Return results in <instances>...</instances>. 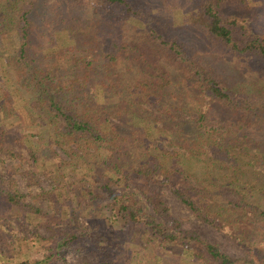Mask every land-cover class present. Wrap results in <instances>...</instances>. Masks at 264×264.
<instances>
[{"label": "trees", "instance_id": "trees-1", "mask_svg": "<svg viewBox=\"0 0 264 264\" xmlns=\"http://www.w3.org/2000/svg\"><path fill=\"white\" fill-rule=\"evenodd\" d=\"M182 1L180 20L162 21L145 10L163 0H0V80L8 81L0 87V155L17 160L6 181L0 176V212L43 218L55 238L44 259L24 264H64L56 254L66 247L112 264L107 254L124 239L75 216L74 228H51L47 210L11 179H32L37 165L54 184L32 198L58 204L71 199L70 186L80 188L90 217L98 220L104 203L139 246L148 243L151 258L169 246L196 264H264V0ZM77 40L87 43L81 54ZM24 95L41 152L27 134H10ZM129 183L142 196L125 190ZM148 185L164 187L245 256L182 228ZM60 206H49L50 215Z\"/></svg>", "mask_w": 264, "mask_h": 264}, {"label": "rangeland", "instance_id": "rangeland-1", "mask_svg": "<svg viewBox=\"0 0 264 264\" xmlns=\"http://www.w3.org/2000/svg\"><path fill=\"white\" fill-rule=\"evenodd\" d=\"M165 1L162 5H152L150 4V11L145 10L150 16L160 19L162 21L173 20L179 21L181 17V12L185 11L178 7L182 0H163ZM197 1V0H192ZM146 0H143L145 5ZM140 6V5H139ZM93 37V36H91ZM91 37H88L90 39ZM13 34L10 33L7 36V43L13 46L14 43ZM58 41L63 40V37H58ZM77 50H74L76 54L80 52L81 46L87 45L85 40H77ZM91 44V43H89ZM81 54V53H80ZM248 58L244 66L251 65ZM7 81L6 77L1 78L0 87L2 89V84ZM8 82V81H7ZM27 100V96L24 95V100H19L15 104L16 114L20 117L14 120V122L19 121L15 128L11 131V137L16 134L13 132L25 133L28 135L29 140L32 142L34 149L38 152L44 151L45 141L43 136L40 138L38 131L39 127L27 124V118L24 116L22 102ZM22 111V112H21ZM194 114L192 115V117ZM22 117V120H21ZM8 135V134H7ZM165 143L166 141L163 140ZM54 151L62 158L66 156L58 148L53 147ZM44 160L47 162L52 161L50 155H44ZM17 160L3 158L0 155V176L6 181L8 178L7 172L13 170L16 167ZM49 165V164H48ZM19 170L21 168H18ZM42 168L38 165L33 168L35 174L32 179H28L26 176L21 177L18 173H13L11 179L14 181L15 186L22 192L26 194V201L31 202L36 207L43 210H47L48 214L45 217L46 223H51V228L56 229L58 232H65L70 227L74 228L75 224L72 223L71 219L75 216L81 224L84 226H91L95 222L98 228L106 230L107 233H111L113 236L121 235L124 237L122 241V246L120 250H114L107 257L112 261V264H196L193 260L184 256L181 253V249L166 247L163 254L156 259L151 258L152 252L150 247L148 248V243L144 242L145 247H141L137 244V233L133 230H127L122 226L121 220L116 218L113 212L104 203H99V208H101L102 215H98V220L94 217L88 215L90 206L86 205V198L81 193L80 188H75L70 186L72 192L70 193V200L61 199L60 202L52 203L59 207V213L57 215L53 214L52 204L48 205V201L44 197L32 198L31 194H35L40 189L50 190L53 187L54 182L52 181V176L49 174L40 173ZM68 172L65 170L64 175L61 177V181L68 184L71 180L67 176ZM76 177V176H75ZM74 178V177H73ZM72 178V179H73ZM70 185V184H69ZM115 191H122V187H113ZM125 190L135 192L141 195L139 190L135 187L134 183H129L128 186L124 188ZM146 189L154 190L161 195L163 200L169 206V211L172 217H174L179 225L184 229H190L195 231L200 237L207 240L208 242L215 243L219 249L232 256V257H243V251L238 248L234 243H232L228 238L223 236L220 232L216 231L212 227L199 222L195 218L191 217L181 206V204L162 186H146ZM57 201V200H56ZM14 211V212H13ZM18 219L15 221L14 218ZM101 218V220H99ZM97 220V221H96ZM51 229L44 227L43 218L33 217L25 220L19 218L18 210L13 208L12 211L0 212V264H24L25 261L30 262L32 260H42L48 253V249L53 247L55 238H47L52 234ZM58 239V238H57ZM119 239L116 237L115 241ZM200 249V246H197ZM56 256L63 261L64 264H98V259L94 254L88 252L87 250L77 251L73 248L66 247L60 249ZM55 262L49 261L47 264H54ZM198 264H213L208 259L199 260Z\"/></svg>", "mask_w": 264, "mask_h": 264}]
</instances>
